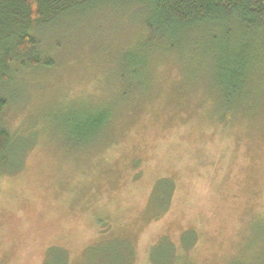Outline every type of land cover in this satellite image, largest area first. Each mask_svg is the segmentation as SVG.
<instances>
[{"label":"rangeland","instance_id":"374dc122","mask_svg":"<svg viewBox=\"0 0 264 264\" xmlns=\"http://www.w3.org/2000/svg\"><path fill=\"white\" fill-rule=\"evenodd\" d=\"M144 18L126 0L66 6L32 27L40 64L0 80V264H264V36L232 90L238 38L202 27L146 57Z\"/></svg>","mask_w":264,"mask_h":264},{"label":"trees","instance_id":"16d2710c","mask_svg":"<svg viewBox=\"0 0 264 264\" xmlns=\"http://www.w3.org/2000/svg\"><path fill=\"white\" fill-rule=\"evenodd\" d=\"M80 1L84 0H0V80L7 78L14 65H39L43 58L29 54L35 45V38L31 34L33 25ZM126 1L140 8L145 15L142 34L153 47L151 49L144 45L142 52L146 57L153 50L165 49L169 52L174 47V41L184 33L212 27L219 29L225 39L236 37L240 40L238 46L234 45L231 50L224 47L233 55L231 65L223 69L225 72L229 69V75L223 78L232 90H238L260 66V53L254 52V48L256 42H260V37L264 36V0ZM248 37L249 40H246ZM140 64L146 65L147 61L142 59ZM5 105L6 99L0 94V113ZM107 118L109 113L89 116L84 119L80 133L76 135L93 136L105 126ZM10 143V133L0 126V162L5 161ZM154 188L156 194L152 196L153 199L160 197L168 206L174 191L173 182L167 178L161 179ZM163 242L164 239H160L159 244L152 248L153 261H156V254L161 251Z\"/></svg>","mask_w":264,"mask_h":264}]
</instances>
